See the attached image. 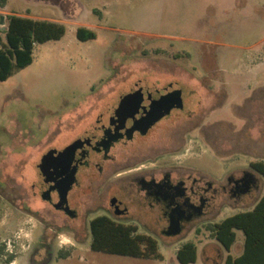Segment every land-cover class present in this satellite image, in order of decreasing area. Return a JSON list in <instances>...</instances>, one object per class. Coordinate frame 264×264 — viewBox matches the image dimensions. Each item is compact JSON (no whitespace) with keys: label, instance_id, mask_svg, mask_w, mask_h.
<instances>
[{"label":"rangeland","instance_id":"1","mask_svg":"<svg viewBox=\"0 0 264 264\" xmlns=\"http://www.w3.org/2000/svg\"><path fill=\"white\" fill-rule=\"evenodd\" d=\"M67 1L73 0H7L0 7V28L8 11L62 18L66 26L61 38L34 46L29 65L0 80V183L7 189L21 182L15 170L27 162L34 165L59 131V142L69 138L76 110L95 99L115 72H171L195 89L190 103L196 110L178 118L175 141L159 145L179 165L223 181L248 167L251 156L264 155V87L259 86L264 85V0H76L81 14L80 9H62ZM79 25L92 29L95 37L79 40ZM237 116L244 119L241 126ZM201 123L203 128H195ZM183 131L188 132L182 139ZM201 132L204 143L197 140ZM263 190L260 179L257 192L228 199L181 235L155 236L161 259L91 249L88 219L76 225L81 242L61 236L70 255L53 264H224L228 253H241L243 232L236 230L228 251L206 225L251 208ZM97 194L99 207L91 217L107 213L100 207L106 191ZM84 198L89 200V194ZM31 225L18 224L19 247L28 243ZM137 226L141 232L147 229ZM187 241L196 243L197 258L179 263L176 250Z\"/></svg>","mask_w":264,"mask_h":264},{"label":"flooded vegetation","instance_id":"2","mask_svg":"<svg viewBox=\"0 0 264 264\" xmlns=\"http://www.w3.org/2000/svg\"><path fill=\"white\" fill-rule=\"evenodd\" d=\"M177 90L182 106L171 107L145 131L129 132L135 119L144 117L152 106L173 100L172 93ZM194 90L171 72L113 73L103 91L76 110L79 116L66 141L59 142V131L60 137L48 142L34 165L27 162L26 167L15 170L20 183L8 189L0 183V264H53L70 255L69 248L60 244L61 236L81 242L76 225H85L89 219L90 226L99 216L91 217L99 207L97 193L101 188L106 191V204L100 207L107 213L100 215L134 225L137 233L155 240V236H179L187 227L212 216L228 199L239 200L257 192L264 178L252 168V161L248 167L229 173L225 180L212 181L199 169L179 165L170 158L171 151L159 146L175 141L172 129L178 118L196 110L190 103ZM187 132L183 131L182 139ZM204 138L201 132L197 140L204 143ZM75 141L71 164L56 159ZM73 169V182L63 195V185L57 182ZM247 179L251 180L250 188L242 193ZM86 194L89 200L84 198ZM175 221L181 231L170 235L169 226ZM20 223L32 224L28 243L22 247L15 239ZM141 224L147 225L142 232L137 226Z\"/></svg>","mask_w":264,"mask_h":264},{"label":"trees","instance_id":"3","mask_svg":"<svg viewBox=\"0 0 264 264\" xmlns=\"http://www.w3.org/2000/svg\"><path fill=\"white\" fill-rule=\"evenodd\" d=\"M6 2L7 0H0V7ZM65 32L66 26L60 21L7 14L3 27L0 28V80L7 79L29 65L37 43L59 39ZM76 37L79 40L91 39L95 37V32L79 25L76 28ZM250 164L264 178V161H252ZM90 228V247L93 250L162 258L157 241L148 235L137 233L134 225L116 223L106 215H99L90 222ZM206 228L228 251L235 242L236 230L243 232L241 253L236 256L228 253L224 264H264V190L251 208L236 212L218 222L208 223ZM196 258L197 245L193 241L184 242L176 250L179 263L194 262Z\"/></svg>","mask_w":264,"mask_h":264},{"label":"water","instance_id":"4","mask_svg":"<svg viewBox=\"0 0 264 264\" xmlns=\"http://www.w3.org/2000/svg\"><path fill=\"white\" fill-rule=\"evenodd\" d=\"M173 100H164L161 102V104H157V106H152L150 110L146 112V115L142 118L135 119L133 121L132 126L128 129L129 132H132L135 129H141L143 131L147 130L156 120H158L161 116H163L165 113L169 111V109L173 106L180 107L182 106V98H181V92L180 90L175 91L172 93ZM77 142L75 141L69 146H67L65 149L60 151L57 155L56 159H63L68 164H71L72 158H73V152L77 146ZM74 175V169L70 171L67 176L57 182V185H63V189L61 190L62 194H66L67 190L71 186L73 179L72 176ZM251 175V174H250ZM251 180L247 179L244 182V187L242 189V193L247 192L250 188ZM181 231V227L178 221L172 222L169 226L168 234L170 235H176L179 234Z\"/></svg>","mask_w":264,"mask_h":264},{"label":"crops","instance_id":"5","mask_svg":"<svg viewBox=\"0 0 264 264\" xmlns=\"http://www.w3.org/2000/svg\"><path fill=\"white\" fill-rule=\"evenodd\" d=\"M4 7V6H3ZM62 9H77L78 11H79V9H80V14H81V12H82V7H81V5H80V3L79 2H77L76 0H73V1H67L66 3H64L63 4V6L61 7ZM9 13H15V14H18V15H21V16H29V17H33V18H39V19H49V20H56V21H60V22H63L64 20L62 19V18H46V17H37V16H31V15H29L28 13H18V12H14V11H8L7 12V14H9ZM6 14V15H7ZM65 15V14H64ZM259 86H263L264 87V85H259ZM238 118H237V120H238V122H237V124H243V122H244V119L242 118V117H240V116H237ZM240 125V126H241ZM236 126V125H235ZM249 155V154H248ZM251 156V155H250ZM251 157H253V159H252V161H255V160H262V161H264V155H261L260 157H257V156H251ZM254 205V204H253Z\"/></svg>","mask_w":264,"mask_h":264}]
</instances>
